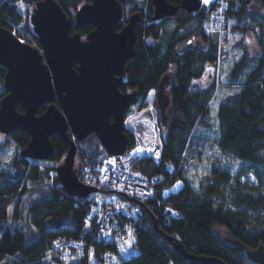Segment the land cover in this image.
<instances>
[{
    "label": "trees",
    "instance_id": "trees-1",
    "mask_svg": "<svg viewBox=\"0 0 264 264\" xmlns=\"http://www.w3.org/2000/svg\"><path fill=\"white\" fill-rule=\"evenodd\" d=\"M28 1L0 0L1 24L8 29L20 24L23 16L19 12V3ZM57 1L74 20L75 10L90 0ZM120 1L123 17L117 27L128 18L124 17L125 5L133 2ZM169 1L176 5L181 2ZM254 4H259L260 8H252ZM130 8L128 14L140 11L142 20L135 29L136 54L126 61V80L120 88L123 91L135 89L139 106H146L148 92L157 87L164 73H169L165 91L172 107L167 120H159L163 137L161 160L157 162L145 156L135 159L132 167L150 176L164 173L173 186L178 179L183 183L178 190L163 197L159 193L157 198L147 201L143 226L138 231L140 252L127 259L125 264H207L180 254L167 236L183 245L188 253L215 256L226 264H250L245 249L264 245V0H228L226 14L230 31H249L257 35L258 52L249 54L247 47L241 44L242 51L229 66L225 77L226 85H235L237 90L220 101L215 122L210 121L209 102L216 92V81L212 79L206 86L194 83L204 76L208 64H216L222 50L217 38L209 37L205 32V9L188 12L181 7L175 14L156 20L152 18L153 0L135 1ZM171 20V25L165 24ZM28 23L24 21V28L39 44L38 35ZM91 28L89 25L73 27L71 32L77 30L85 35ZM197 34L207 41L204 47L178 48L185 38ZM5 71L6 68L0 65V99L6 92ZM45 107L46 103L38 112L44 111ZM17 109L22 111L21 106ZM213 126L217 132L213 142L220 158L216 157L195 183L184 176L185 166L197 152L198 144H204L201 130ZM125 130L130 146L135 138L131 130ZM7 134L21 148L30 138L25 130ZM6 142L0 143V151L5 149ZM51 142L54 145L53 164H40L38 160L16 152L8 162H0V264L8 258L6 264H66L52 250L53 238L61 234L79 236L83 230V218L88 208L86 197L68 194L56 174V166L66 155L68 143L59 134L51 136ZM77 142L89 158L98 153L101 144L94 132ZM226 159L241 161L239 169L233 172ZM76 163L79 168L82 166L79 153ZM167 163L174 165L177 171L169 175L165 169ZM249 170L257 177L254 184L241 182V176ZM12 204L15 219L17 216L27 219L29 232L14 221L7 222ZM168 205L178 212V216L171 217L166 224L163 208ZM152 214L161 232L155 230ZM214 226L225 228L235 244L223 243L212 231ZM68 264L86 262L79 259L68 261Z\"/></svg>",
    "mask_w": 264,
    "mask_h": 264
},
{
    "label": "water",
    "instance_id": "water-1",
    "mask_svg": "<svg viewBox=\"0 0 264 264\" xmlns=\"http://www.w3.org/2000/svg\"><path fill=\"white\" fill-rule=\"evenodd\" d=\"M152 18L159 20L175 14L179 8L188 12L200 9V0H153ZM74 20L57 0H36L30 22L38 35L41 50L23 42L0 21V65L6 68L0 99V133L25 130L30 138L21 156L47 160L54 156L51 136L59 134L68 143L66 155L56 166V174L68 194L85 197L94 187L80 181L76 163V140L94 132L110 154H122L129 139L124 119L131 104L138 100L135 89L123 91L126 61L134 57L136 26L142 20L140 11L123 17L120 0L85 1L75 10ZM92 28L84 38L73 27ZM188 41H193L191 44ZM201 34L185 38L178 48L204 47ZM170 79L164 73L155 88L156 101L165 122L170 96L165 85ZM44 111L38 112L41 105ZM22 107V111L17 109ZM73 137H72V136ZM154 228L162 229L152 214ZM180 254L207 264H226L218 257L188 253L183 245L168 237ZM248 257L264 264V245L246 248Z\"/></svg>",
    "mask_w": 264,
    "mask_h": 264
},
{
    "label": "built area",
    "instance_id": "built-area-1",
    "mask_svg": "<svg viewBox=\"0 0 264 264\" xmlns=\"http://www.w3.org/2000/svg\"><path fill=\"white\" fill-rule=\"evenodd\" d=\"M200 5V9H205L207 13L208 33L217 38L218 46L221 48L230 31L226 14L228 0H210L208 4L200 0ZM10 29L12 33H15L13 25ZM30 42L35 43L34 40ZM159 139V142L154 144L134 141L132 145L126 147L122 154H110L101 143L99 153L93 158H89L82 150H79L83 162L79 179L84 184L93 186L94 189L86 196L88 208L84 214L83 230L80 235L70 237L61 234L53 238L52 250L61 261L67 256V261L81 259L85 260L86 264H125L127 259L138 255L140 252L138 231L143 226L147 201L157 198L159 193L163 197L173 192V183L166 180L164 173L150 176L132 167L135 159L145 156H150L157 161L153 152L144 151L133 157L129 154L134 148L142 146L145 149L151 148L159 152L161 158L163 139L161 137ZM117 157L120 159L115 165L111 164L110 161ZM105 167L108 169L106 172L102 171ZM165 169L169 175L177 171L174 165L168 163ZM105 176L109 177L107 181L104 180ZM113 181L125 190L120 191L118 186H113ZM141 193L144 194L141 195ZM118 205L121 207L118 208ZM163 213L166 224L169 223L171 217L178 216V212L170 205L163 208ZM89 217H91L90 220ZM86 221L89 222L90 227H85ZM129 229L134 237L131 247L124 243L130 239ZM90 252L94 254L91 259L89 258Z\"/></svg>",
    "mask_w": 264,
    "mask_h": 264
},
{
    "label": "rangeland",
    "instance_id": "rangeland-1",
    "mask_svg": "<svg viewBox=\"0 0 264 264\" xmlns=\"http://www.w3.org/2000/svg\"><path fill=\"white\" fill-rule=\"evenodd\" d=\"M36 0H29L28 2H20L19 3V12L22 13L23 16V21L20 22V24L13 25L15 27V33L19 39L22 38L23 42H26L30 45L36 46L41 50V45H39L31 35L27 32V30L24 28V21L29 22L30 26L33 27V25L30 22V14L32 11V8L35 4ZM133 2L135 1H141V0H132ZM131 1L127 2L125 5V13L124 17L129 16V10L131 9L130 7L132 6ZM254 9L260 8L259 4H254L253 7ZM171 21H167L165 24L171 25ZM205 32L209 35V37L214 38L213 35L208 33V27H206V21L204 22L203 25ZM85 35H82V38H84ZM239 37V39H236ZM31 40H34L35 43L30 42ZM248 40H251L252 43L249 44L247 43ZM256 40H257V35H255L252 32H247V33H232L229 31L227 35L226 42L224 45L221 46L222 50L219 56V60L216 62V64H208L206 66L207 69H212V71H207L203 77L195 80L198 85H206V83H209L210 80L214 79L216 81V89H215V94L210 100V105H209V110L211 113L210 121L215 122V118L217 116V108L221 100L227 98L229 93L236 92L237 87L235 85L229 86L226 85V74L228 73V68L229 66L238 59V56L240 55L242 51L241 44H244L245 47H247V52L249 54H255L258 52V46L256 45ZM207 76V79L204 81V83H199V81L202 80ZM155 88H152L148 92V95L146 97V106H139V101H137L134 104H131V109L127 112V114L124 116V127L128 130H131L133 132V137L135 138V141H140V142H145L147 144L159 142V137H162V129L161 126L159 125V120L162 119V115H160V109L159 106L157 105L156 101V94H155ZM129 91V90H128ZM149 93H152V95H149ZM167 93V92H166ZM215 102V106L214 105ZM146 109H152L151 111H146ZM172 111V107L169 104L168 107L166 108L165 114L167 115V118L170 116L169 114ZM141 113L143 115H141ZM129 117H136V119H133L131 122V125L128 123H125V121L128 120ZM167 120V119H166ZM201 135L203 139L201 141H204V144H198L197 152L194 153L192 157L188 160V163L185 166L186 171L184 172V176L187 179H192L195 183H198L200 181V178L203 176V174L208 170V167L210 166V163L218 156V150L217 147L214 146V139L217 137V132L215 130V127L213 126L212 128L208 129H202L201 130ZM0 137H3L2 140H0V143L7 140L5 143L6 147L3 149V151H0V162H8L10 158L14 155L16 152L17 154H20L21 147L18 146L17 144L12 142V139L9 137V134L7 133H0ZM76 155H75V160L74 162L76 163V158H77V153H79V150H82V147H78V142L76 141ZM77 147L79 149H77ZM100 148V147H99ZM98 148V150H99ZM84 152V151H83ZM99 153V151H98ZM97 153V154H98ZM96 154V155H97ZM220 158V157H219ZM34 160V159H33ZM39 161L40 164H53L54 162L52 159H47V160H41V159H36ZM224 162V161H223ZM226 162H229L233 172L236 169H239V165L241 164V161L239 160H233V159H226ZM77 165V163H76ZM51 174V173H50ZM255 177V179H253ZM178 181H182L178 179ZM249 181V184H254L257 181V177L255 176V173L253 170H249L247 174L241 176V182ZM177 182L175 183V185ZM174 185V186H175ZM173 186V188H174ZM32 193V192H31ZM34 195H36L34 193ZM32 197L33 194H30ZM27 200V199H25ZM10 213L8 218L6 219L8 223L15 222L16 225H19L22 227V229L26 230L29 232L30 229L29 225L27 223V219H21L19 216L15 219V209H14V204L10 205L9 207ZM23 213V210L21 211ZM19 215V214H18ZM212 231L215 232L221 241L224 243H229V244H235L234 238L229 234V232L226 231V229L214 226L212 228ZM245 249V248H244ZM246 250V249H245ZM250 259V258H249ZM8 259H4L2 261L3 264H6L8 262ZM48 258H45V261H47ZM251 263L250 264H256L250 259Z\"/></svg>",
    "mask_w": 264,
    "mask_h": 264
},
{
    "label": "snow or ice",
    "instance_id": "snow-or-ice-1",
    "mask_svg": "<svg viewBox=\"0 0 264 264\" xmlns=\"http://www.w3.org/2000/svg\"><path fill=\"white\" fill-rule=\"evenodd\" d=\"M203 2L205 3V4H208V3H210V0H203ZM236 39H239V37H237ZM193 41H188V43H192ZM247 43H249V44H251L252 43V41L251 40H248L247 41ZM207 71H212V69H207L206 70V72ZM207 79V76H205L204 78H202V80L201 81H199V83H204V81ZM194 83H196V82H194ZM206 86V85H205ZM153 91H155V90H153ZM149 95H152V93H149ZM228 95H232V93H229ZM213 106H215V102H214V105ZM152 109H146V111H151ZM141 115H143L142 113H141ZM133 119H136V117H129L128 118V120L127 121H125V123H128V124H130L131 125V122H132V120ZM3 139V137H0V140H2ZM144 151H149V152H153V154H154V158L157 160V161H159V158H160V154H159V152H156V151H154L153 149H151V148H148V149H145L144 147H142V146H139V147H136V148H134L133 149V151L129 154L130 155V157H133V156H136V155H138V154H140V153H142V152H144ZM120 158H113V160L112 161H110V163L111 164H113V165H115V163L119 160ZM108 169H107V167H105L104 169H102V171H107ZM109 179V177L108 176H105L104 177V180L105 181H107ZM126 179V178H125ZM253 179H255V177H253ZM182 181H177V184L174 186V188H173V190H178V188L182 185ZM112 185L113 186H118V185H116V181H113L112 182ZM119 187V186H118ZM119 190L120 191H124L125 189L123 188V187H119ZM144 193H141V195H143ZM148 195H152V193H148ZM115 199V198H114ZM118 208L119 207H121L120 205H118L117 206ZM94 210V209H93ZM91 219V217H89V220ZM85 227L87 228V227H90V224H89V222L88 221H86L85 222ZM128 236L130 237V239H128V240H126L124 243L125 244H127L129 247H131V244H132V239H134V237L132 236V231H131V229H129V231H128ZM57 246H59L58 244H57ZM93 253L92 252H90V254H89V258L91 259L92 257H93ZM72 259H76V257H72ZM65 260H66V264H68V261H67V256L65 257Z\"/></svg>",
    "mask_w": 264,
    "mask_h": 264
},
{
    "label": "flooded vegetation",
    "instance_id": "flooded-vegetation-1",
    "mask_svg": "<svg viewBox=\"0 0 264 264\" xmlns=\"http://www.w3.org/2000/svg\"><path fill=\"white\" fill-rule=\"evenodd\" d=\"M123 80H126V74L124 73Z\"/></svg>",
    "mask_w": 264,
    "mask_h": 264
},
{
    "label": "bare ground",
    "instance_id": "bare-ground-1",
    "mask_svg": "<svg viewBox=\"0 0 264 264\" xmlns=\"http://www.w3.org/2000/svg\"><path fill=\"white\" fill-rule=\"evenodd\" d=\"M86 197V196H85Z\"/></svg>",
    "mask_w": 264,
    "mask_h": 264
}]
</instances>
